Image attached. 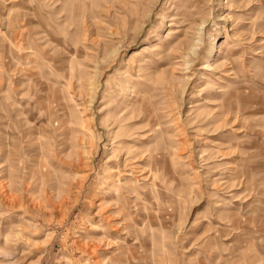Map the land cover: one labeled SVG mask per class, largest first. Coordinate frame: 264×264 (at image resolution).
I'll list each match as a JSON object with an SVG mask.
<instances>
[{"label":"rangeland","instance_id":"obj_1","mask_svg":"<svg viewBox=\"0 0 264 264\" xmlns=\"http://www.w3.org/2000/svg\"><path fill=\"white\" fill-rule=\"evenodd\" d=\"M0 264H264V0H0Z\"/></svg>","mask_w":264,"mask_h":264}]
</instances>
